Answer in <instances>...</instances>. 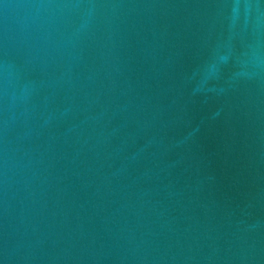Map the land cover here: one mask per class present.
Masks as SVG:
<instances>
[{
	"label": "water",
	"instance_id": "95a60500",
	"mask_svg": "<svg viewBox=\"0 0 264 264\" xmlns=\"http://www.w3.org/2000/svg\"><path fill=\"white\" fill-rule=\"evenodd\" d=\"M0 0V264H264V0Z\"/></svg>",
	"mask_w": 264,
	"mask_h": 264
},
{
	"label": "snow or ice",
	"instance_id": "6c2138e0",
	"mask_svg": "<svg viewBox=\"0 0 264 264\" xmlns=\"http://www.w3.org/2000/svg\"><path fill=\"white\" fill-rule=\"evenodd\" d=\"M245 0H231L230 6H243Z\"/></svg>",
	"mask_w": 264,
	"mask_h": 264
}]
</instances>
